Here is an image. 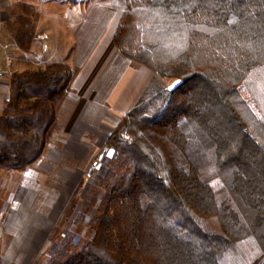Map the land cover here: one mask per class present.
<instances>
[{"label": "trees", "instance_id": "1", "mask_svg": "<svg viewBox=\"0 0 264 264\" xmlns=\"http://www.w3.org/2000/svg\"><path fill=\"white\" fill-rule=\"evenodd\" d=\"M127 1L115 46L154 78L87 169L83 185L101 195L93 236L60 264H261L264 112L252 95L264 81V0ZM22 9L10 33L30 53L36 24ZM75 74L53 64L12 75L0 173L41 158Z\"/></svg>", "mask_w": 264, "mask_h": 264}, {"label": "crops", "instance_id": "2", "mask_svg": "<svg viewBox=\"0 0 264 264\" xmlns=\"http://www.w3.org/2000/svg\"><path fill=\"white\" fill-rule=\"evenodd\" d=\"M7 1L8 4L0 6V73L4 74L0 77V115L12 95L13 74L53 64L74 69L71 90L58 105L56 117L61 139L73 150L68 159L70 170L82 182L113 127L144 95L154 72L125 58L116 48L114 37L123 10L120 5L112 4V0H14L17 4L37 8L39 20L30 53L21 50L10 34L9 25L14 20L10 0ZM64 45L71 47L67 57ZM34 168L19 173L24 176L21 189L26 190L31 185L41 187L42 182L47 181L41 178L44 172ZM20 199L22 207L25 198ZM12 218L9 224L23 223L17 213ZM46 219L44 217L43 222ZM30 235L33 236L34 231L23 239Z\"/></svg>", "mask_w": 264, "mask_h": 264}, {"label": "rangeland", "instance_id": "3", "mask_svg": "<svg viewBox=\"0 0 264 264\" xmlns=\"http://www.w3.org/2000/svg\"><path fill=\"white\" fill-rule=\"evenodd\" d=\"M111 2L117 4V7L120 5L123 11L128 3L127 0H112ZM10 6L14 20V11L23 12L22 7L28 5L17 4L14 0H10ZM30 9L29 16L36 24V33L39 20L35 11L37 8L30 7ZM64 47L65 57H67L71 53V47L67 45ZM165 83L170 88L173 87L172 81L165 80ZM256 85V96L252 95V97L256 105L264 112V81ZM72 152L71 146L64 143L59 133H55L41 156H44L43 160L31 166L35 167L34 169L38 172H44L41 178H46L47 181L42 182L41 187L31 185L26 190L21 189L24 176H20V172L1 171L0 264H60L66 254L74 248L79 249L93 236L94 216L100 205L101 195L99 192L90 193L91 181L83 185L80 177L73 175L68 161L69 157L71 159L70 153ZM104 157L102 164L106 165L109 155L105 154ZM24 191L28 192L23 193ZM21 197L25 198L22 207H20V201L18 202ZM73 198L76 199V207L72 214L70 212L68 215L70 201ZM16 213L23 221L18 226H16L17 221L9 224V219ZM44 217H47L45 222H43ZM30 231H34V235L24 240V235L27 236ZM261 264H264V261Z\"/></svg>", "mask_w": 264, "mask_h": 264}, {"label": "built area", "instance_id": "4", "mask_svg": "<svg viewBox=\"0 0 264 264\" xmlns=\"http://www.w3.org/2000/svg\"><path fill=\"white\" fill-rule=\"evenodd\" d=\"M6 4H8V1L7 0H0V6L1 5H6ZM4 76V74L3 73H0V77H3Z\"/></svg>", "mask_w": 264, "mask_h": 264}]
</instances>
